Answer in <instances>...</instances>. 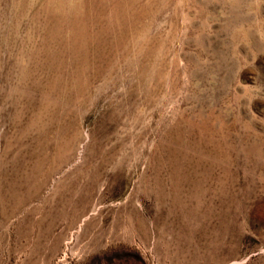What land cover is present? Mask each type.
Wrapping results in <instances>:
<instances>
[{
	"label": "rangeland",
	"instance_id": "374dc122",
	"mask_svg": "<svg viewBox=\"0 0 264 264\" xmlns=\"http://www.w3.org/2000/svg\"><path fill=\"white\" fill-rule=\"evenodd\" d=\"M176 263L264 264V0H0V264Z\"/></svg>",
	"mask_w": 264,
	"mask_h": 264
},
{
	"label": "bare ground",
	"instance_id": "6f19581e",
	"mask_svg": "<svg viewBox=\"0 0 264 264\" xmlns=\"http://www.w3.org/2000/svg\"><path fill=\"white\" fill-rule=\"evenodd\" d=\"M113 159V158H112ZM60 183V182H59ZM151 183V182H150ZM154 187V186H153ZM60 189V188H59ZM60 192H62V189H61V191ZM63 193H64V191H63ZM62 194V193H61ZM60 196V195H59ZM63 196V195H62ZM60 198V197H59ZM80 198H82V197H80ZM60 200H61V198H60ZM60 202V201H59ZM61 203V202H60ZM73 204V203H72ZM66 206V205H65ZM77 206V205H76ZM133 206V205H132ZM86 208V207H85ZM132 208V207H131ZM137 208V207H136ZM62 212V211H61ZM76 212V211H75ZM132 212V211H131ZM57 213V212H56ZM60 213V212H59ZM77 214V213H76ZM60 215V214H59ZM68 215V214H67ZM70 215V214H69ZM74 215V214H73ZM76 217L77 216H73V217H71V219H69L68 220V227L69 226H71L72 225V223H74V221H76ZM138 217V216H137ZM64 218V217H63ZM52 219V218H51ZM139 219V218H138ZM64 220H66V219H64ZM55 221V220H54ZM138 221V220H137ZM140 221H141V219H140ZM132 222V221H131ZM136 222V221H135ZM142 223V222H141ZM50 224H52V223H50ZM137 224V223H136ZM50 227V226H49ZM52 227V226H51ZM50 227V228H51ZM45 228V227H44ZM195 230V229H194ZM44 231H45V229H44ZM47 232V231H46ZM198 232V231H197ZM196 233V232H195ZM49 234V233H48ZM38 237V236H37ZM61 238V237H60ZM58 239V238H57ZM181 239V238H180ZM186 240V239H185ZM184 240V241H185ZM38 241V240H37ZM57 242H59V241H57ZM185 244V243H184ZM188 247V246H187ZM178 249V248H177ZM174 256V255H173ZM186 257V256H185ZM173 259V258H172ZM177 264V263H176Z\"/></svg>",
	"mask_w": 264,
	"mask_h": 264
}]
</instances>
